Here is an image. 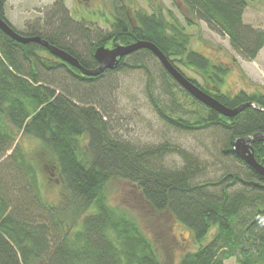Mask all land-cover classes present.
<instances>
[{
	"label": "trees",
	"instance_id": "16d2710c",
	"mask_svg": "<svg viewBox=\"0 0 264 264\" xmlns=\"http://www.w3.org/2000/svg\"><path fill=\"white\" fill-rule=\"evenodd\" d=\"M66 1L56 0L52 7L61 18L59 27L43 33L35 26L20 34L41 36L86 69L99 66L94 52L100 47L151 42L223 105L252 102L264 108V94L223 92L228 70L192 50L187 32L204 23L226 36L245 59L254 60L264 48V30L245 24L244 15L257 0H179L184 23L162 6L148 13L116 1L111 31L95 39L83 23L73 21ZM5 2L0 1V16L12 26L3 11ZM79 41L86 52L76 50ZM153 60L161 72L160 94ZM137 70L146 76L152 110L167 127L218 132L221 158L243 172L226 170L220 179L203 182L204 163L181 146L164 142L139 147L114 137L107 113L98 107V84L112 73ZM185 70L201 77L203 85ZM60 74L69 82L61 83ZM84 87H91L89 99L75 95ZM258 133L264 134V112L246 107L234 118L215 112L182 89L147 49L121 58L112 71L89 77L43 46L21 44L0 30V264H163L136 219L108 202L106 187L113 179L136 185L156 212L173 215L193 232L199 247L185 253L180 264H225L231 258L238 264H264V178L233 151L236 139ZM21 136L40 142L41 161L22 149ZM252 145L264 166V138ZM171 155L181 158L180 168L165 165ZM46 168L62 186L59 204L42 196L40 170Z\"/></svg>",
	"mask_w": 264,
	"mask_h": 264
},
{
	"label": "rangeland",
	"instance_id": "374dc122",
	"mask_svg": "<svg viewBox=\"0 0 264 264\" xmlns=\"http://www.w3.org/2000/svg\"><path fill=\"white\" fill-rule=\"evenodd\" d=\"M3 11L13 28L19 33H26L31 27H39L43 33L51 32L61 25V18L54 16L52 7L56 0H5ZM122 2L131 10L142 9L148 13L162 6L165 11H172L183 23V4L177 0H67V10L73 21L83 23L91 39L111 31L114 21L115 2ZM245 24L264 30V0L249 4L244 15ZM191 36L190 48L197 51L214 64L228 70L221 90L234 96L239 92L264 94V48L254 60L245 59L235 51L228 38L204 23L188 27ZM83 34L79 36L82 37ZM83 38V37H82ZM79 41L78 52L82 48ZM86 52V50H85ZM151 68L157 78V93L162 92L160 68L153 60ZM192 79L203 85V80L193 71H187ZM59 81L69 82L64 74L58 75ZM102 89L98 107L107 113L114 137L142 147L158 145L164 142L177 144L193 153L201 160L206 170L201 181H215L226 170L243 172L240 166H232L229 160L221 158V136L218 132L201 129L195 133L177 132L167 127L154 113L146 96V76L142 71L115 72L98 84ZM91 87H84L75 95L87 98ZM85 96V97H84ZM89 97V96H88ZM89 99V98H87ZM102 106H101V105ZM19 144L36 161L43 159L40 142L29 136H21ZM11 153V152H10ZM9 153V154H10ZM169 168H180L182 160L171 155L164 161ZM41 193L44 200L52 205L62 200V186L57 174L51 169L40 170ZM108 202L129 212L140 224L143 231L153 240L163 264H180L181 257L196 250L193 232L181 224L169 213L156 212L143 198L138 187L128 181L113 179L106 187ZM263 223V220H260ZM215 229L204 240L203 245L211 241ZM225 264H238L237 258H231Z\"/></svg>",
	"mask_w": 264,
	"mask_h": 264
},
{
	"label": "water",
	"instance_id": "95a60500",
	"mask_svg": "<svg viewBox=\"0 0 264 264\" xmlns=\"http://www.w3.org/2000/svg\"><path fill=\"white\" fill-rule=\"evenodd\" d=\"M1 1V0H0ZM0 30L10 37L12 40L21 44L36 43L46 48L52 55L64 61L65 63L79 69L84 76L97 77L105 71H112L118 65L121 58L129 56L139 50L147 49L151 51L159 60L162 67L174 79V81L186 92H188L197 101L215 112L228 117H236L246 107H253L259 111L264 112V108L252 102L244 103L236 108H229L223 105L216 98L202 90L199 86L189 80L179 69H177L166 55L153 43L147 41H138L130 45H116L113 48L100 47L95 50L94 57L99 66L96 69H86L81 65L79 60L71 55L69 52L52 45L49 41L43 39L41 36L28 37L23 36L9 25L0 16ZM257 138H264V134H253L247 137H241L233 142V151L246 165L252 168L257 174L264 178V166L257 161L255 157L253 140Z\"/></svg>",
	"mask_w": 264,
	"mask_h": 264
}]
</instances>
